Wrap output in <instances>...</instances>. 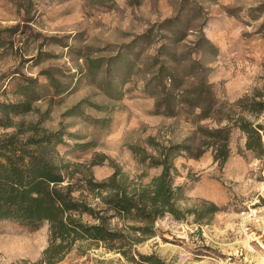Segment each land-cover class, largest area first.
Instances as JSON below:
<instances>
[{
	"label": "rangeland",
	"instance_id": "1",
	"mask_svg": "<svg viewBox=\"0 0 264 264\" xmlns=\"http://www.w3.org/2000/svg\"><path fill=\"white\" fill-rule=\"evenodd\" d=\"M243 97L264 102V0H0V103H30L10 126L0 111V138L31 123L63 131L61 155L100 160L98 180L116 165L143 182L158 175L132 152L139 145L153 153L150 138L200 154L175 160L181 204L219 210L200 222L170 214L157 221L158 234L137 249L167 264H262L264 155L245 149L239 129L224 163L199 148L200 126L228 123L217 119L264 125V110L237 105ZM48 239L46 225L0 222V264L35 262ZM56 264L133 263L91 248Z\"/></svg>",
	"mask_w": 264,
	"mask_h": 264
},
{
	"label": "trees",
	"instance_id": "2",
	"mask_svg": "<svg viewBox=\"0 0 264 264\" xmlns=\"http://www.w3.org/2000/svg\"><path fill=\"white\" fill-rule=\"evenodd\" d=\"M35 79L30 80L34 84ZM25 97L35 89L28 87ZM29 102L0 103L1 113L10 119L30 110ZM237 105L246 112L259 113L264 102L243 97ZM224 126H200L205 137L202 146L210 149L215 161L224 163L230 156V140L235 129L245 137V149L257 157L264 155L263 124H254L245 116H226L217 122ZM1 122V119H0ZM150 153L139 145L132 152L139 162L161 172L148 182L132 178L121 167L98 180L93 166L100 164L72 162L57 147L68 143L63 131H50L37 123L19 128L0 138V222H11L29 229L47 226L48 245L31 264H56L70 253L85 255L91 248L120 254L133 264H167L155 253L143 254L137 245L158 234L157 221L170 214L177 220L194 217L195 222L219 210L214 202L183 206L187 199L184 185H176L177 157H198L186 143L160 144L148 140ZM84 147V146H78ZM198 148V149H199ZM204 150V151H205Z\"/></svg>",
	"mask_w": 264,
	"mask_h": 264
},
{
	"label": "bare ground",
	"instance_id": "3",
	"mask_svg": "<svg viewBox=\"0 0 264 264\" xmlns=\"http://www.w3.org/2000/svg\"><path fill=\"white\" fill-rule=\"evenodd\" d=\"M261 263L264 264V257L262 258Z\"/></svg>",
	"mask_w": 264,
	"mask_h": 264
}]
</instances>
